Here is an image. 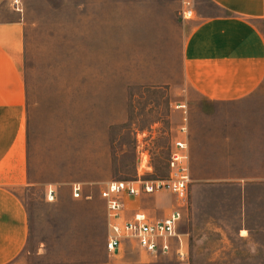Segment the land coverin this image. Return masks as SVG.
I'll return each mask as SVG.
<instances>
[{
    "label": "rangeland",
    "instance_id": "obj_1",
    "mask_svg": "<svg viewBox=\"0 0 264 264\" xmlns=\"http://www.w3.org/2000/svg\"><path fill=\"white\" fill-rule=\"evenodd\" d=\"M219 14L209 0H0V27L22 24L20 164L30 185L15 193L30 235L19 264H179L131 246L109 256L100 190L139 172L169 178L185 139L190 202L179 231L190 263L264 264V84L243 103L219 104L184 76L191 25ZM75 183L82 199H73ZM175 202L161 193L137 206L161 220Z\"/></svg>",
    "mask_w": 264,
    "mask_h": 264
},
{
    "label": "crops",
    "instance_id": "obj_2",
    "mask_svg": "<svg viewBox=\"0 0 264 264\" xmlns=\"http://www.w3.org/2000/svg\"><path fill=\"white\" fill-rule=\"evenodd\" d=\"M209 1L220 14L191 25L183 48L184 76L202 98L240 104L264 84V0ZM21 27H0V264H19L30 235L28 210L15 193L30 185L20 164L25 135L17 61Z\"/></svg>",
    "mask_w": 264,
    "mask_h": 264
},
{
    "label": "built area",
    "instance_id": "obj_3",
    "mask_svg": "<svg viewBox=\"0 0 264 264\" xmlns=\"http://www.w3.org/2000/svg\"><path fill=\"white\" fill-rule=\"evenodd\" d=\"M186 14L191 15L192 12ZM185 132V129L182 130ZM170 161V175L164 180H143L138 173L136 181L108 182L100 190L106 204L108 237L106 251L113 258L121 257L124 248H138L143 254L155 259L174 256L179 264H191L185 235L179 231L184 211L190 202L191 174L188 141L178 140ZM142 164L146 156H141ZM147 171L151 167H141ZM170 193L176 199L173 211L159 220L149 216L137 206L143 195ZM47 200L54 202L57 190L52 186L46 191ZM73 199L83 197L82 184L72 185ZM132 200V202L130 201ZM134 202V203H133ZM129 206V207H128Z\"/></svg>",
    "mask_w": 264,
    "mask_h": 264
}]
</instances>
